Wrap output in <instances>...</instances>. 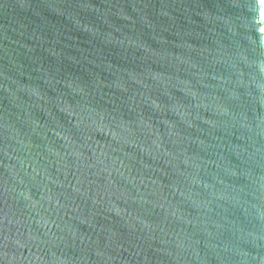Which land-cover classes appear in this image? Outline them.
<instances>
[{
	"label": "water",
	"instance_id": "1",
	"mask_svg": "<svg viewBox=\"0 0 264 264\" xmlns=\"http://www.w3.org/2000/svg\"><path fill=\"white\" fill-rule=\"evenodd\" d=\"M0 264H264V0H0Z\"/></svg>",
	"mask_w": 264,
	"mask_h": 264
}]
</instances>
